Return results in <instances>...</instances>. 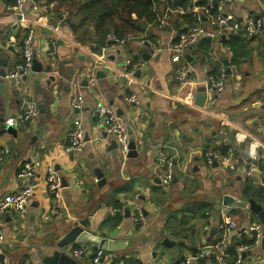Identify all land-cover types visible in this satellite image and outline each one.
<instances>
[{
  "label": "crops",
  "instance_id": "crops-1",
  "mask_svg": "<svg viewBox=\"0 0 264 264\" xmlns=\"http://www.w3.org/2000/svg\"><path fill=\"white\" fill-rule=\"evenodd\" d=\"M143 1L150 10L140 6L131 14L133 21L116 16L108 25L110 31L118 28L129 35L118 44L105 43L94 22L75 7L72 14L59 0H29L22 12L13 9L17 0H0L2 69L8 73L22 61L27 28L21 18L34 26L40 65L19 82L0 78V149H9L0 162V198L20 189L18 175L26 162L34 165L41 182L26 214L8 210L2 215L0 264H179L205 246L227 249L243 235L256 241L240 244L246 247L242 264H264V217L250 203L264 215V35H239V65L227 43L230 36L207 38V50L200 40L186 50L183 63L192 72L181 84L176 79L181 63L172 61L170 47L192 25L215 29L216 2ZM228 10L240 19L259 17L264 0H236ZM127 58L143 64L133 77L123 69ZM92 72L97 80L91 88ZM222 72L225 89L218 93L210 78ZM202 89L206 99L199 105ZM132 91L137 104L126 100ZM74 92L85 97L81 110L72 107ZM31 100L39 103V115L28 121L23 115ZM100 103L122 112L130 133L127 154L92 115ZM76 119L90 137L81 151L69 149ZM164 145L176 153L175 177L168 187L153 177L156 152ZM210 149L232 157L241 168L253 166V174L219 162L208 165ZM51 164L62 176L59 201L45 183ZM225 196L236 205L226 207ZM134 203L147 217L143 227L132 221ZM104 238L111 243L97 248ZM81 248L85 251L79 257L72 255ZM98 249L105 256L94 263ZM211 261L206 258L204 264Z\"/></svg>",
  "mask_w": 264,
  "mask_h": 264
},
{
  "label": "built area",
  "instance_id": "built-area-1",
  "mask_svg": "<svg viewBox=\"0 0 264 264\" xmlns=\"http://www.w3.org/2000/svg\"><path fill=\"white\" fill-rule=\"evenodd\" d=\"M29 0H17L13 9L22 12L26 3ZM213 2V0H210ZM216 2V28L207 29L203 26H193L188 30L182 32L178 40L170 47L172 52V61L181 63L176 72V79L181 83H185L192 72L191 67L188 64H184V56L186 50L198 44L202 39L216 38L220 34L225 33L228 36H255L264 35V15L256 17L249 16L244 19H240L234 12L228 10L230 6L234 4L236 0H214ZM19 23L27 28V34L22 41L21 57L22 61L19 62L14 69L6 73L4 78L11 79L19 82V79L28 77L34 73V60H35V46L34 36L35 30L33 25H29L26 19L21 18ZM109 42L123 44L124 39H118L117 37L110 35ZM55 45V41H52ZM55 47V46H54ZM54 53L51 52L49 57H53ZM143 67V64L136 63L132 59L127 58L124 60L123 69L126 76L133 77L135 72ZM2 70V64L0 60V78ZM225 73H221L219 77L212 76L210 78L211 89L222 93L225 89ZM96 76L94 72L90 73L88 78V86L94 87L96 84ZM126 100L130 104H137L138 97L132 91ZM72 107L76 110H81L86 104L85 97L80 92H74L71 98ZM39 115V103L36 100L28 101L26 109L23 115L24 120H32ZM92 115L97 119L98 123L104 130L111 135L117 142L118 147L122 154H127L130 150V133L125 122L120 115L108 104H97L92 109ZM9 125H13L12 119L7 121ZM85 130L81 119H76L71 131L69 149L72 151H81L85 145L84 137ZM168 146L164 145L156 152L155 164L153 166V177L161 183V185L168 187L175 177V158L176 153L168 152ZM9 149L7 147L0 149V162L4 161L5 156L8 154ZM206 160L208 165H213L215 162H219L225 167L231 170H239L250 177L253 174L254 167H240L232 157L228 155H222L219 152L208 150L206 154ZM19 178L22 180V186L20 189L14 192H10L0 198V246L4 241V232L1 226V217L8 210H13L19 214H26L30 208L31 199L34 193L41 185L38 177V172L34 165L29 161L26 162L19 172ZM47 190L57 201L61 200L62 189V176L56 170L54 165L47 167V175L45 178ZM134 213L132 215V221L143 227L147 223V217L137 203H134ZM228 227L233 228L234 223L229 221ZM252 229L257 230V227ZM246 250V247H239L237 249L236 264H242V252ZM85 249H74L72 255L79 257ZM105 256L103 249H98L93 257L94 263H99ZM214 256L219 264H225L226 249L224 245L217 244L215 246H205L196 253L188 255L179 264H194L199 263L201 258H210ZM152 264H164V263H152Z\"/></svg>",
  "mask_w": 264,
  "mask_h": 264
},
{
  "label": "trees",
  "instance_id": "trees-1",
  "mask_svg": "<svg viewBox=\"0 0 264 264\" xmlns=\"http://www.w3.org/2000/svg\"><path fill=\"white\" fill-rule=\"evenodd\" d=\"M62 4H66L71 8L72 14H74L75 9L79 13L83 12L84 19L88 22H94L98 28L102 30V36L105 43H109V36L113 35L117 37L118 39H123L128 37L127 33L124 31H119L118 28H116V31H110L108 28V25L111 23H114V18L116 16H119L123 20L126 21H133L131 18V14L133 12L138 11L140 6H143L146 10H150V5L148 2H145L143 0H59ZM75 7V9H74ZM214 10L216 8L214 7ZM127 16V18H124V16ZM133 25L132 23H130ZM195 25H192V27ZM128 30V29H127ZM228 45L231 47L232 51L234 52V63L239 65V58H238V47H240V44H243V41L240 39V36H230V39L227 40ZM201 44L205 46V49L207 50L209 48V40L203 39L201 41ZM227 150H222V153H226ZM116 207L119 206V208H122V204H115ZM256 239L250 238L246 235L242 236V239L239 243L234 244L233 246H229L226 249V256H225V264H236V260L238 258L237 256V249L239 246L247 245L251 246L255 243ZM243 245H240V244ZM214 244H217L215 242ZM197 252V251H196ZM195 252V253H196ZM213 261L212 264H219V262L215 259L214 256L210 257Z\"/></svg>",
  "mask_w": 264,
  "mask_h": 264
},
{
  "label": "water",
  "instance_id": "water-1",
  "mask_svg": "<svg viewBox=\"0 0 264 264\" xmlns=\"http://www.w3.org/2000/svg\"><path fill=\"white\" fill-rule=\"evenodd\" d=\"M67 21H68V23H71L70 20H67ZM72 25H73V24H72ZM73 26H74V25H73ZM149 57H150V56H149ZM149 57H148V55L146 56V54H144V58H145V59H148ZM225 63H226V65H227V72L230 73V72H231V69H230V63H229V61H227V60H225ZM39 70H40V65H39V63L36 61V58H35V60H34V71H39ZM105 71H109V69L106 68ZM5 74H6L5 69H2V70H1V76L4 77ZM139 74H140V71L137 72V75H139ZM201 91H203V92H201V94L198 96L197 103H198L199 105H204V102H205V99H206V90H205V89H202ZM121 113H122V112L118 111V114H119V115H121ZM3 128H6V125L3 124ZM6 129H7V128H6ZM8 129L11 130V127H8ZM88 140H90V137H89L88 133H86V135H85V137H84V141H88ZM114 142H115V141H114ZM12 143H13V141L9 142V144H12ZM130 147H131V142H130ZM250 203L252 204V205H251V209H252L253 211H255L256 213H258L261 217H264V215H263V213L261 212V209H260L261 207L258 206V205H256V203H255L254 201H250ZM224 205H225L226 207H234V205H236V204H235L234 202L231 201L230 197L225 196V197H224ZM241 206H242V204H241ZM127 212H129V210H128ZM89 228H90V227H89ZM82 234H83V235H86L87 233H86V232H83ZM106 243H111V241H108V239H106V238L101 239V240H98V246H97V248H98V247L103 248V247L105 246ZM245 255H246V254L244 253L243 256H245ZM205 261H206V258H201V259L199 260V262H200L201 264H204ZM47 264H50V263L48 262ZM61 264H62V261H61Z\"/></svg>",
  "mask_w": 264,
  "mask_h": 264
}]
</instances>
